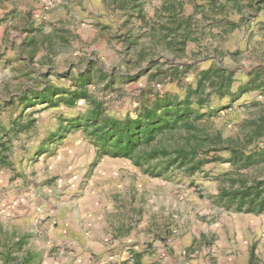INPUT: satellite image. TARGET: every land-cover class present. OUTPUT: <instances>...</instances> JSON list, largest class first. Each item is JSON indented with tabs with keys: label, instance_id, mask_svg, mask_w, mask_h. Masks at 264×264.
Wrapping results in <instances>:
<instances>
[{
	"label": "rangeland",
	"instance_id": "374dc122",
	"mask_svg": "<svg viewBox=\"0 0 264 264\" xmlns=\"http://www.w3.org/2000/svg\"><path fill=\"white\" fill-rule=\"evenodd\" d=\"M209 69L228 88L166 114ZM262 204L264 0H0V264H264Z\"/></svg>",
	"mask_w": 264,
	"mask_h": 264
},
{
	"label": "trees",
	"instance_id": "16d2710c",
	"mask_svg": "<svg viewBox=\"0 0 264 264\" xmlns=\"http://www.w3.org/2000/svg\"><path fill=\"white\" fill-rule=\"evenodd\" d=\"M230 84L231 78L229 74L226 75V71H222L221 69H209L202 73V79L199 81L198 86L188 91L187 98L182 103L175 105L176 110H172L170 113L166 114L173 116L174 113H181V109H183L182 112L184 113L181 116L190 114L192 113L190 109L192 96H197V101L203 104L204 100L202 94L205 95L207 89L210 88L212 92L217 91V93H221V91L223 92ZM168 107H173V104H168ZM163 118V116L153 118L150 113L145 111V113L136 120H112L111 123H105L102 129H98L97 132H102L99 139L105 141L103 148L106 147L109 140H113L120 145H125L123 150H118L114 155L130 156L136 145L134 138L141 135V133L152 138L155 130L162 123ZM104 151L107 153L106 150ZM263 206L264 204L260 206L261 210H263ZM247 211L253 212L251 208Z\"/></svg>",
	"mask_w": 264,
	"mask_h": 264
},
{
	"label": "crops",
	"instance_id": "0c3cea01",
	"mask_svg": "<svg viewBox=\"0 0 264 264\" xmlns=\"http://www.w3.org/2000/svg\"><path fill=\"white\" fill-rule=\"evenodd\" d=\"M69 225V232L64 233V238L70 243H74L70 248L74 250H89V252H94V249H100L108 245L110 235H105L101 230V225L98 223L96 227L91 226L92 229H88L87 225H79L80 228L75 227L74 224ZM119 240V238H117ZM115 244L119 242L114 241Z\"/></svg>",
	"mask_w": 264,
	"mask_h": 264
}]
</instances>
